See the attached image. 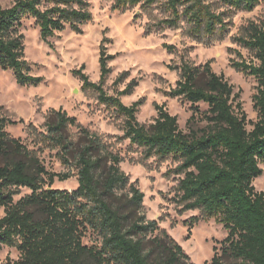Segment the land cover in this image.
Here are the masks:
<instances>
[{
  "label": "trees",
  "instance_id": "16d2710c",
  "mask_svg": "<svg viewBox=\"0 0 264 264\" xmlns=\"http://www.w3.org/2000/svg\"><path fill=\"white\" fill-rule=\"evenodd\" d=\"M154 1L114 0L113 8ZM261 1L167 0L171 16L159 24L177 27L184 16L187 34L194 39H222L231 25L230 15L251 11ZM91 7V0H14L0 6V67L12 69L21 84H38L43 77L32 73V63L25 57L24 20L34 18L41 37L48 40L67 27L81 31L82 24L93 17ZM233 39L256 58L231 62L236 70L258 81L253 95L258 118L250 129L240 93L212 69L210 61L200 66L181 55V63L171 65L179 69L180 77L167 94L191 101L189 132L180 128L177 115L164 104L157 105L153 123L140 122L141 101L128 105L120 98L132 92L135 78L120 93L106 91L113 54L107 53L104 43L99 81L90 79L84 65L73 73L85 89L97 92L99 101L113 105L124 116L123 138L142 148L140 162L151 156L163 160L172 155L178 160L174 172L181 175L176 187L179 212L200 211L186 221L189 228L201 219L215 217L227 229L221 253L215 247L212 259L204 264H264V191L253 183L263 173L264 164V20H248ZM164 46L176 50L173 44ZM200 101L208 105L204 112L196 105ZM50 113L55 120L45 121L44 131L32 122L26 126L39 144L34 148L11 135L7 126L19 121L0 105V207L5 211L0 217V246L18 249L20 255L13 264H196L156 219L147 218L145 193L122 169L123 155L114 143L65 110L51 109ZM198 113L205 125L194 121ZM69 126L79 128L83 144L77 145L64 134ZM47 147L57 148L65 164L73 158L77 187H53L56 178L67 179L72 172L47 169L38 153ZM22 187L31 192L16 199ZM88 233L95 234L91 243L84 241Z\"/></svg>",
  "mask_w": 264,
  "mask_h": 264
},
{
  "label": "rangeland",
  "instance_id": "374dc122",
  "mask_svg": "<svg viewBox=\"0 0 264 264\" xmlns=\"http://www.w3.org/2000/svg\"><path fill=\"white\" fill-rule=\"evenodd\" d=\"M13 1L0 0V6L10 5ZM91 3L93 17L82 24L81 31L67 27L48 40L41 37L40 27L34 18L24 20L25 57L32 63V73L43 78L38 84H21L12 69L0 67V105L4 106L8 116L19 121L9 124L7 129L29 147L38 148L39 144L27 133V124L32 122L38 131H44L45 121L55 120L51 109H62L76 116L84 126L102 134L121 152L122 169L145 193L147 218L156 219L160 227L165 228L182 245L191 261L204 264L212 259L215 247L221 253V241L227 236V229L215 217L201 219L189 228L186 221L193 215H200V211L191 209L179 212L176 187L181 175L174 172L178 160L170 155L163 160L151 156L140 162L142 148L131 145L129 138H123L124 116L113 105L99 101L95 90L85 89L73 70L84 65L90 79L99 81L100 47L104 43L107 53L113 54L109 60L111 71L104 84L106 91L109 94L120 93L135 78L137 85L132 92L121 94L120 98L128 105L141 101L137 111L138 120L149 126L158 115L157 105L164 104L170 113L177 115L180 128L189 132L188 120L193 113L191 101L167 94L180 77L179 69L171 65H179L181 55L200 66L210 61L212 69L223 74L235 86V91L240 93L239 99L247 112L250 121L247 127L250 129L251 122L258 118L253 101L258 81L255 76L236 70L231 62L241 58L256 61V58L233 38L248 20H264V0L251 11L240 10L230 15L227 20L231 25L224 38L216 36L206 41L196 40L187 34L188 23L184 16L177 27L159 24V21L171 16L167 0L139 3L125 9L113 8L114 0H91ZM164 43L175 45L176 50L169 51ZM196 105L201 112L208 108L203 101ZM194 121L200 125L206 124L199 113ZM64 134L73 138L77 145L85 142L76 126H69ZM38 153L47 169L72 172L67 179L56 178L53 187H77L78 176L73 158L72 163H63L57 155V148L47 147ZM262 167L263 173L253 181L259 191H264V164ZM30 192L29 188L22 187L15 198ZM4 212V207H0V217ZM94 237L95 234L88 233L84 241L91 243ZM19 255L15 247L0 246V264H13Z\"/></svg>",
  "mask_w": 264,
  "mask_h": 264
}]
</instances>
